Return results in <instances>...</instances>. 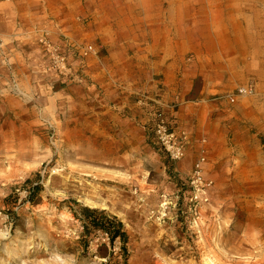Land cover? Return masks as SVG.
<instances>
[{"label": "rangeland", "instance_id": "1", "mask_svg": "<svg viewBox=\"0 0 264 264\" xmlns=\"http://www.w3.org/2000/svg\"><path fill=\"white\" fill-rule=\"evenodd\" d=\"M4 23L9 37L29 36L0 38V58L7 46L45 40L69 71L46 53L35 82L14 80L4 68L12 61L0 70L9 77L0 80V264H264V0H0ZM160 57L166 81L154 75L151 88H132L125 66ZM109 63L118 68L110 73ZM246 85L252 95L238 96ZM116 92L121 105L110 101ZM143 96L190 122L205 100L230 109L227 128L196 131L195 143L222 146L201 165L202 184L191 178L203 156L193 143L186 151L177 115L187 137L177 162L130 115ZM241 126L256 149L240 160L229 146L239 148ZM77 130L106 142L103 159L73 155L90 148L64 143ZM114 142L123 149L107 147ZM93 179L104 190L113 180L114 202L86 203L81 186ZM95 218L121 224L123 236L111 240Z\"/></svg>", "mask_w": 264, "mask_h": 264}, {"label": "crops", "instance_id": "2", "mask_svg": "<svg viewBox=\"0 0 264 264\" xmlns=\"http://www.w3.org/2000/svg\"><path fill=\"white\" fill-rule=\"evenodd\" d=\"M9 29H10L9 25H7L6 23L0 26V38L5 39L9 37L8 34H11ZM21 30H23V28H20L18 31L21 32ZM44 33H45L44 35L48 36V38L49 37L52 38L49 32H44ZM13 35L16 36L17 34L13 33ZM14 36H10L9 38H12ZM28 36H29L28 32L23 30L19 36H16V38L20 41L22 39L28 38ZM6 48L10 49L8 46ZM7 49H4L3 53H5V56H7L8 59L4 60V58H0V64L2 66V67L0 66L1 71L3 70V66L7 64L9 65V61H12L13 66L4 67V68L6 71H8L7 68L12 70L11 73H12L14 80L16 81L21 80L23 82H26V81L35 82L36 80H39L43 77V74H44L43 73L44 72L43 71V68H44L43 60H45V57H44L45 53L43 49L41 48L40 44H39V47H35V46L18 45V43H16L11 48L12 52H10ZM162 64H163L162 57H160L157 60H155V62H152V65L151 64H142V65L140 64L139 65L138 63L132 62L128 64V66H125V68L130 69L129 75H130V82L132 84V88L141 89V90H147L151 88L152 86L151 82L152 80H154L153 79L154 75H156V77H158L157 75H160L159 80L162 82H165L167 76L170 73V67H169V64H166V65H162ZM46 68L47 67L44 68L45 71H46ZM103 68L105 70H109V72L111 73L112 70H116L118 67L114 63H109L108 66H104ZM7 78L9 77H7L6 73L0 72L1 81L5 82L8 80ZM120 94L122 95H119L116 92V94L111 96L110 101L117 103V105H121L122 101L124 100V95H123V92H121ZM221 101L222 99L220 98L217 99V97L212 98L210 100L203 101L205 102V104L208 103L206 104L208 106L205 107L206 110H204L203 108H195L196 113L194 114L195 116L192 122L185 120L184 118H181V117L179 118L178 114H176L178 117V123L180 124V126L183 127L182 130H184L186 134H188L190 137L188 141L189 145H187L186 151L190 147L191 143H193L195 147L196 146L199 147L197 149H199L198 151L203 156L204 164H205L204 170L205 168H209L210 164H212V161H214L216 157H219L215 155L218 154V151L222 150V146L220 144H216L214 141L210 139L206 140L203 138H201L199 143H195V141L197 140L196 131L208 125L212 129H216L218 122L221 128L228 127V124L224 122V119H225V116L230 115L231 112H230V109L225 110V108L221 107L223 103ZM131 106L134 109L130 113V115L134 116L135 119H137V121L139 122V124H142V126L141 125L140 126L141 128L143 127L142 129L144 130V123L146 122V118H147L146 110L142 108L139 102L132 103ZM231 111L234 112L233 109H231ZM186 125H188L191 128V130L189 128V132H188V128L186 129L185 127ZM241 128H243V130H246V131L240 132L239 148H236L235 146H232V147L229 146L230 149L237 150L233 156L234 157L240 156V160L243 158L242 153L246 154V152H251V151L253 153L256 149L255 144L252 141L251 142L249 141L250 139L248 138V136L250 135V133L247 131V128L244 126H241ZM144 134L146 133L144 132Z\"/></svg>", "mask_w": 264, "mask_h": 264}, {"label": "built area", "instance_id": "3", "mask_svg": "<svg viewBox=\"0 0 264 264\" xmlns=\"http://www.w3.org/2000/svg\"><path fill=\"white\" fill-rule=\"evenodd\" d=\"M41 46L43 47L44 53L47 54V58L49 55L50 63L53 64L54 62L58 71H65L68 73L69 68L66 69L65 58L59 53V49L45 42V40L41 41ZM3 47L2 41L0 40V52H2ZM1 58H4V60L8 59L5 53H1ZM56 69L54 70L57 73ZM237 93L240 97L250 96L253 93V88L250 85H246L240 87ZM235 98L236 97L232 96L230 101L233 103ZM138 102L147 112L144 131L151 145L157 147V149L165 154L170 161H179L184 156L187 137L183 131L178 130L176 122L177 117L174 110H166L161 101L150 99L145 96L139 97ZM203 163L204 159L201 158L192 169L193 175L191 179L192 183L195 185L202 184L204 177L202 175L201 165H203Z\"/></svg>", "mask_w": 264, "mask_h": 264}, {"label": "bare ground", "instance_id": "4", "mask_svg": "<svg viewBox=\"0 0 264 264\" xmlns=\"http://www.w3.org/2000/svg\"><path fill=\"white\" fill-rule=\"evenodd\" d=\"M66 140H64L65 144H80L81 142H87L90 146L89 150L86 152H82V153H77V154H73L74 156H78L81 158L86 159V157L88 158H94L96 156H99V159H103L101 158V156H103V151L106 150V142L103 141H97L95 139H90V137H88L84 132L77 130V131H68L65 135ZM46 143H48V141L46 140ZM52 145L55 146V148H59L57 143L52 142ZM124 145L126 146V143L124 142ZM99 146H101V148H99ZM112 149L115 150V152H117L118 150H122L123 149V145L118 144V143H113V145H111V143H109V146ZM109 162H114L116 160V155L115 154H110L109 155ZM101 184L99 180H95L93 179L92 181H90L89 184H84L83 186H81V192L80 194L86 195L87 200L86 203L88 205L91 206H95V204L93 203V201H99V202H106V200H110L111 202H114V199L117 198L116 193L114 192V182L112 181H104V185L106 187V190L102 189V187L99 185ZM88 199H91L88 200ZM164 205H162L163 207ZM0 236L2 238H8V234H0ZM40 264H64L62 261H58L55 259L51 260V261H47V262H41Z\"/></svg>", "mask_w": 264, "mask_h": 264}, {"label": "trees", "instance_id": "5", "mask_svg": "<svg viewBox=\"0 0 264 264\" xmlns=\"http://www.w3.org/2000/svg\"><path fill=\"white\" fill-rule=\"evenodd\" d=\"M92 224L97 228H102L111 234V240L123 236L121 232V224H115L107 220L94 219Z\"/></svg>", "mask_w": 264, "mask_h": 264}]
</instances>
